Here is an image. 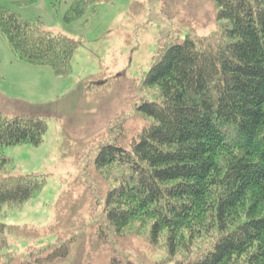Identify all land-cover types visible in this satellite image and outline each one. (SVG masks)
Wrapping results in <instances>:
<instances>
[{"label": "trees", "instance_id": "trees-1", "mask_svg": "<svg viewBox=\"0 0 264 264\" xmlns=\"http://www.w3.org/2000/svg\"><path fill=\"white\" fill-rule=\"evenodd\" d=\"M101 1L72 0L65 22ZM209 1L215 30L157 49L132 81L139 103L131 117L113 118L87 141L62 131L59 156L82 165L78 182L59 194L46 228L0 222V264H73L78 255L82 264H264V0ZM142 10L132 1L131 13ZM0 35L16 59L62 78L83 44L7 7ZM98 81L82 80L89 96L108 85ZM46 130V116L0 110V218L44 184L11 173L2 149L38 146ZM47 233L54 243L1 254L9 235Z\"/></svg>", "mask_w": 264, "mask_h": 264}, {"label": "rangeland", "instance_id": "rangeland-1", "mask_svg": "<svg viewBox=\"0 0 264 264\" xmlns=\"http://www.w3.org/2000/svg\"><path fill=\"white\" fill-rule=\"evenodd\" d=\"M71 1L33 0L18 6L13 0H0V7L10 8L30 21L38 19L46 31L83 41L73 54L70 75L62 78L47 66H32L16 59L0 35V110L7 115L46 116L47 123L38 146L2 149L12 159L11 173L36 174L44 179L35 197L0 218L4 224L38 229L50 225L57 197L75 185L82 173V165L73 158L59 156L62 131L87 141L105 131L113 118L131 117L139 103L132 81L149 69L157 49L190 32L204 36L216 28L209 0H137L143 2L139 15L130 11L135 0H102L84 18L66 23L64 14ZM94 74L100 76L99 86L103 81L108 85L89 96L82 80ZM7 238L9 245L1 254L22 256L28 246L54 243L55 235ZM135 245L141 248L142 242L136 240ZM73 264H82V257L76 256Z\"/></svg>", "mask_w": 264, "mask_h": 264}]
</instances>
